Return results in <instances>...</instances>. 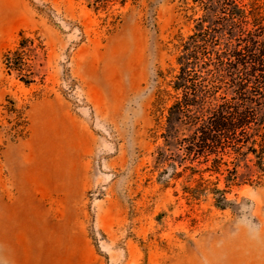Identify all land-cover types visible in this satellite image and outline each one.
<instances>
[{
    "label": "rangeland",
    "instance_id": "374dc122",
    "mask_svg": "<svg viewBox=\"0 0 264 264\" xmlns=\"http://www.w3.org/2000/svg\"><path fill=\"white\" fill-rule=\"evenodd\" d=\"M224 2L0 0V264H264L252 156L206 170L216 156L156 102L200 32L224 62L215 96H234ZM20 32L42 46L29 85L2 64Z\"/></svg>",
    "mask_w": 264,
    "mask_h": 264
},
{
    "label": "trees",
    "instance_id": "16d2710c",
    "mask_svg": "<svg viewBox=\"0 0 264 264\" xmlns=\"http://www.w3.org/2000/svg\"><path fill=\"white\" fill-rule=\"evenodd\" d=\"M224 1L223 13L230 30L227 35L240 48L236 51V72L227 83L233 88L234 96H215L219 86L225 83L220 74L224 62L216 53L207 52L206 44H213L214 40L207 32H200L180 44L178 72L169 84L174 94L159 91L156 102L162 105L165 96L173 98L168 108L169 120L173 117L181 125L195 128L191 142L193 154L202 155L206 162L209 156H216L206 170L218 173L221 166L227 167L223 157L217 154L229 148L237 157L252 156L254 172L250 171V176L256 177L257 184L264 185V115L258 111L264 101V12L259 0H252L248 10L235 0ZM19 36L16 49L3 54L2 64L7 75L15 74L20 82L29 85L34 76L29 62L42 46L22 32ZM215 60H219L220 69ZM225 172L235 180L234 168H226ZM218 193L214 190V194ZM225 202L221 196L216 199V206L222 208Z\"/></svg>",
    "mask_w": 264,
    "mask_h": 264
}]
</instances>
